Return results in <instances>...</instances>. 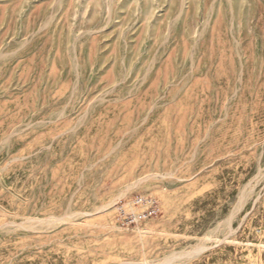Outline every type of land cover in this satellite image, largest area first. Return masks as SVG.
I'll return each mask as SVG.
<instances>
[{
  "label": "rangeland",
  "instance_id": "1",
  "mask_svg": "<svg viewBox=\"0 0 264 264\" xmlns=\"http://www.w3.org/2000/svg\"><path fill=\"white\" fill-rule=\"evenodd\" d=\"M0 264H264V0H0Z\"/></svg>",
  "mask_w": 264,
  "mask_h": 264
},
{
  "label": "built area",
  "instance_id": "2",
  "mask_svg": "<svg viewBox=\"0 0 264 264\" xmlns=\"http://www.w3.org/2000/svg\"><path fill=\"white\" fill-rule=\"evenodd\" d=\"M145 206V201L142 198H135L132 202V207L136 208H141ZM156 206H148L147 208L141 210L140 212H131V214H127L125 219L128 220L129 223H138L141 221L147 220L149 217L153 216L156 213ZM122 213H127L125 212L124 209H122Z\"/></svg>",
  "mask_w": 264,
  "mask_h": 264
},
{
  "label": "bare ground",
  "instance_id": "3",
  "mask_svg": "<svg viewBox=\"0 0 264 264\" xmlns=\"http://www.w3.org/2000/svg\"><path fill=\"white\" fill-rule=\"evenodd\" d=\"M137 183H139V182L133 183L132 186H134V184H137ZM132 186L130 185L131 188H132ZM129 189H130V188H127V190H129ZM104 208H106V205H105V206H102V209H104ZM200 250H201V247L196 246L192 251H190V252L188 253V255H189V254H192V253H196V252H198V251H200ZM165 257H166V256H165ZM173 258H175L174 255L171 256V257L165 258V259H164V263H168V262H170Z\"/></svg>",
  "mask_w": 264,
  "mask_h": 264
}]
</instances>
